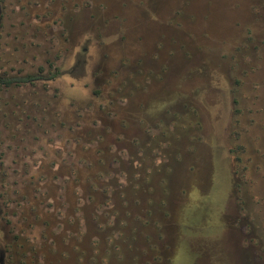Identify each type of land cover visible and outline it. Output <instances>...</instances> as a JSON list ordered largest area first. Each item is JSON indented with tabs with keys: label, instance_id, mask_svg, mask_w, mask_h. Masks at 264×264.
<instances>
[{
	"label": "rangeland",
	"instance_id": "rangeland-1",
	"mask_svg": "<svg viewBox=\"0 0 264 264\" xmlns=\"http://www.w3.org/2000/svg\"><path fill=\"white\" fill-rule=\"evenodd\" d=\"M39 71L0 264H264V0H0V77Z\"/></svg>",
	"mask_w": 264,
	"mask_h": 264
},
{
	"label": "trees",
	"instance_id": "trees-1",
	"mask_svg": "<svg viewBox=\"0 0 264 264\" xmlns=\"http://www.w3.org/2000/svg\"><path fill=\"white\" fill-rule=\"evenodd\" d=\"M56 76V75H55ZM53 75L52 76H47V75H42V73L40 74H28L26 76H19V77H12V78H0V82L7 84V85H11L12 83H33L38 79H53Z\"/></svg>",
	"mask_w": 264,
	"mask_h": 264
},
{
	"label": "flooded vegetation",
	"instance_id": "flooded-vegetation-1",
	"mask_svg": "<svg viewBox=\"0 0 264 264\" xmlns=\"http://www.w3.org/2000/svg\"><path fill=\"white\" fill-rule=\"evenodd\" d=\"M40 71H43V69L41 68V70ZM38 72V73H35V74H40V73H42V72ZM28 75V74H27ZM42 75H44L43 73H42ZM54 77H56L58 74H57V72L56 73H54V74H52ZM52 75H47V76H52ZM56 75V76H55ZM26 76V75H25ZM12 77H19V76H12ZM12 77H0V78H12ZM53 77V78H54ZM43 79H45V78H43ZM38 80H40V79H38ZM37 81V80H36ZM35 81V82H36ZM1 83V82H0ZM21 83H24V82H21ZM34 83V82H33ZM1 84H3V85H6V86H11V85H13V84H20V83H12L11 85H7V84H4V83H1Z\"/></svg>",
	"mask_w": 264,
	"mask_h": 264
}]
</instances>
